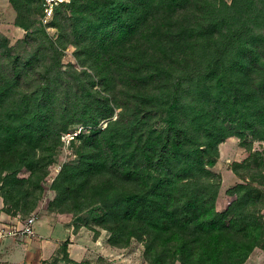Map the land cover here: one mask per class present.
<instances>
[{
	"label": "trees",
	"instance_id": "1",
	"mask_svg": "<svg viewBox=\"0 0 264 264\" xmlns=\"http://www.w3.org/2000/svg\"><path fill=\"white\" fill-rule=\"evenodd\" d=\"M10 2L16 25L42 24L41 0ZM60 5L70 15L59 27L86 52L93 75L35 78L34 55L21 62L0 47V175L11 189L27 181L17 177L21 169L30 178L42 173L60 134L83 121L91 129L78 137L79 158L62 164L52 186L75 212L99 204L96 223L111 245L140 240L151 264H241L255 247L264 250L263 182L234 162L241 181L217 209L221 176L212 169L227 138L250 132L264 140V0ZM68 243L60 246L67 261Z\"/></svg>",
	"mask_w": 264,
	"mask_h": 264
},
{
	"label": "rangeland",
	"instance_id": "2",
	"mask_svg": "<svg viewBox=\"0 0 264 264\" xmlns=\"http://www.w3.org/2000/svg\"><path fill=\"white\" fill-rule=\"evenodd\" d=\"M223 1L226 4L231 3V0ZM38 12L39 10L34 4L33 14L38 16ZM65 14L70 15V8L59 5L50 26L40 25L36 19L30 31H26L15 24L17 11L10 0H0L1 49L9 54L8 57L17 56L21 62H26L28 57L34 55L38 67L35 78L54 79L60 72L61 77L66 78L68 75V79L72 82L73 78H76L74 74L71 75L73 69L76 71L87 70L93 75L88 66L86 52L76 48L71 43V35L65 36L59 27V18ZM39 27L43 29V33L39 32L40 35L37 34ZM69 32L71 29H68L67 34ZM84 76L83 79L87 78L89 83L93 84V90L99 89V84L94 76L93 78ZM99 93L108 96V92L103 90H100ZM77 113L81 115L86 111L81 110ZM116 115L114 112L111 119H114ZM108 120L109 118L101 119L96 127H104ZM80 123L83 121L75 122L69 127ZM81 149V140L79 139L72 141L69 153L62 150L61 143L58 142L52 151L51 161L43 172L35 173L30 178V172L25 168L21 169L18 171L17 177L25 178L27 181L13 183V189L10 187L11 183L4 179V173L0 175V204H2L0 211L4 212L0 215V227H3L2 223L5 222L9 226L16 223L21 225L31 214L36 215L33 234L6 235L0 238V246H4V248L0 247V264H151L144 256L142 241L132 238L130 243L124 247L111 245L108 242L109 231L96 223V218L102 213L99 204L75 212L69 209L73 204L71 199L65 200L58 197L59 191H56L52 186L54 178L59 173L56 171L57 165L63 160H65V164H72L79 158ZM218 149L219 157L212 167L213 171L221 176L217 200L218 208L223 207L227 201L234 197L226 193V188L232 186L239 177L232 171L234 162H241L239 166H236L240 174L255 175L258 180L262 181V185L258 186L264 190V163L263 165L258 163L259 159L256 155V152H259L264 159V140L255 139L250 132H246V136L243 138L238 136L227 138L218 145ZM248 162H250V167L245 166ZM2 183H4L3 187H1ZM9 191L11 196L7 195ZM258 205L260 212L264 214V197ZM4 228L7 229V227ZM46 236L58 243L56 249L50 251L46 249V252L42 253L41 250L31 248L35 240L43 237L46 239ZM67 238L69 243L71 240H74L75 243L72 248H69V243L67 244L68 261L63 258L60 249L62 242ZM11 240L20 242L24 247L21 254H18L16 250L8 249L6 242ZM91 241L97 243L92 244ZM101 241L104 246L110 245L120 249L116 252V257L107 259L100 256L96 249L101 245ZM78 243L83 245L78 246ZM84 244L87 249L83 248ZM260 258L263 259V257ZM260 258H255L256 264L260 262Z\"/></svg>",
	"mask_w": 264,
	"mask_h": 264
},
{
	"label": "built area",
	"instance_id": "3",
	"mask_svg": "<svg viewBox=\"0 0 264 264\" xmlns=\"http://www.w3.org/2000/svg\"><path fill=\"white\" fill-rule=\"evenodd\" d=\"M70 0H41L40 2V22L43 26H50L56 7L62 3H69ZM91 125L89 124H83L80 123L76 125L73 129H68L60 134V143L62 150H65V152H70V147L72 144V141L75 139H78L79 136L82 134H86L90 131ZM65 160H63L61 163L57 165L56 171L59 172L62 164ZM36 221V215L31 214L25 223L18 225V223L13 224L11 226L7 224H3V227H0V238L6 236V235H17V234H26L31 235L34 233L33 224ZM4 227H7L4 228Z\"/></svg>",
	"mask_w": 264,
	"mask_h": 264
},
{
	"label": "crops",
	"instance_id": "4",
	"mask_svg": "<svg viewBox=\"0 0 264 264\" xmlns=\"http://www.w3.org/2000/svg\"><path fill=\"white\" fill-rule=\"evenodd\" d=\"M234 173V172H233ZM237 176V175H236ZM238 181H241V179L239 177H237V180L235 182H238ZM228 188V187H227ZM218 200V198H217ZM231 200L227 201L226 204L221 207V208H218L217 207V203H216V207L217 209H222L224 208ZM2 205V204H0ZM2 207V206H1ZM1 214H4L3 211H0V215ZM14 219H16L15 217H13ZM6 223V222H5ZM5 223H2V224H5ZM98 242H100L99 239H97ZM74 240H71V243H69V248L73 247L75 245V243L73 242ZM8 243L7 246H8V249L11 250V251H17L18 254H21L24 247L21 246L20 242L18 241H15V240H11V241H8L6 242ZM92 244H95L97 242L95 241H91ZM83 245L82 243H78V246H81ZM85 246V244H84ZM96 246V245H95ZM2 248H4V246H0ZM58 247V243H56L55 241H53L52 239H50L49 237L46 236V239L45 237L43 238H39L37 240H35L32 244V247L31 248H36L38 251L41 250L42 253L46 252V249H48V251H50L51 249L54 250ZM84 249H87V247H83ZM99 253H100V256H102L103 258H107V259H113L114 257H116V252L120 249L118 248H115V247H112L110 245H107V246H104L102 244V241H101V245L96 249ZM260 258V257H263V259L261 260L260 258V262H258V264L260 263H263L264 264V250H262L261 248L259 247H255L254 250L251 252V254L249 255V257L247 258V260L241 264H256L257 261L255 262V258ZM15 260V258H14ZM117 260V259H116ZM263 261V262H261ZM116 262V261H115Z\"/></svg>",
	"mask_w": 264,
	"mask_h": 264
}]
</instances>
